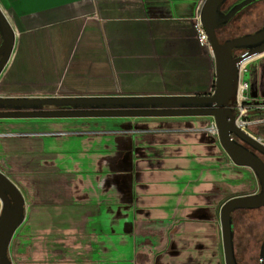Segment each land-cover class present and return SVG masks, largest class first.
I'll use <instances>...</instances> for the list:
<instances>
[{
  "label": "crops",
  "instance_id": "crops-1",
  "mask_svg": "<svg viewBox=\"0 0 264 264\" xmlns=\"http://www.w3.org/2000/svg\"><path fill=\"white\" fill-rule=\"evenodd\" d=\"M202 2L0 0L14 31L0 95L209 94L215 61L193 27ZM253 58L248 116L261 121L250 134L264 142V53ZM209 122L0 118V170L27 189L18 264H225L221 206L260 185ZM237 211L234 232L254 210Z\"/></svg>",
  "mask_w": 264,
  "mask_h": 264
},
{
  "label": "water",
  "instance_id": "water-1",
  "mask_svg": "<svg viewBox=\"0 0 264 264\" xmlns=\"http://www.w3.org/2000/svg\"><path fill=\"white\" fill-rule=\"evenodd\" d=\"M227 0H203L199 15L205 27L215 61L214 88L209 94L191 95H0V118H104L209 116L217 138L234 164L247 166L256 175L260 190L227 199L220 209V224L225 264H239L234 248L232 212L264 206V142L240 128L235 122L240 63L264 53V26L220 41L217 30L226 26L240 10L256 0H239L229 9ZM0 72L8 62L14 31L0 9ZM235 50H246L237 55ZM25 219V201L18 186L0 170V264H13L9 244ZM264 264V239L259 262Z\"/></svg>",
  "mask_w": 264,
  "mask_h": 264
},
{
  "label": "rangeland",
  "instance_id": "rangeland-1",
  "mask_svg": "<svg viewBox=\"0 0 264 264\" xmlns=\"http://www.w3.org/2000/svg\"><path fill=\"white\" fill-rule=\"evenodd\" d=\"M229 0L227 3L232 2ZM239 1V0H238ZM226 7V6H225ZM238 15V16H237ZM235 16V19L231 20L229 26L226 25L225 33L222 34L223 39L229 38V35L236 33H248L252 30L258 28L264 24V0H256L240 10ZM222 39V40H223ZM239 52H235L238 54ZM256 58V57H255ZM209 126L213 123L212 117H209ZM252 126L245 128L246 131L250 133ZM24 195H27V189L21 187ZM20 190V191H21ZM27 207V205H26ZM28 210H31L28 206ZM251 213L246 216L238 218L236 221V230L233 234L235 247L237 249V258L239 260L240 256L243 258L244 264H257L259 262V251L262 239L264 237V206L259 209H253ZM245 211L234 212L233 220L235 221V216L243 215ZM30 216V213H29ZM39 221L42 222V216H39ZM234 223L232 224V228ZM29 234V229L27 225V218L24 220L22 225L16 231L15 237H12V244L9 246V256L13 264H18L14 257V239L16 237H25ZM241 254V255H240ZM25 258V257H24ZM19 264H27L25 260H20ZM49 264V263H48Z\"/></svg>",
  "mask_w": 264,
  "mask_h": 264
},
{
  "label": "built area",
  "instance_id": "built-area-1",
  "mask_svg": "<svg viewBox=\"0 0 264 264\" xmlns=\"http://www.w3.org/2000/svg\"><path fill=\"white\" fill-rule=\"evenodd\" d=\"M199 11L196 12L194 19H193V27L195 30L196 38L198 40V43L201 46L210 47L209 39H208L206 30H205V27L200 20ZM245 51L246 50H242L237 55H243ZM257 56L258 55H253V57H257ZM253 59L254 58H251L243 67L241 66L239 67L238 91H237L236 102H235V112H236L235 122L240 128L244 130L246 127L251 126L252 124H256L257 122L261 121L260 119H251L248 116V111H249V108L252 106V104L247 102V98H248L247 90L249 87V80L247 78V68H248L250 61ZM209 129L212 133L217 134L216 128L213 123L211 124Z\"/></svg>",
  "mask_w": 264,
  "mask_h": 264
},
{
  "label": "trees",
  "instance_id": "trees-1",
  "mask_svg": "<svg viewBox=\"0 0 264 264\" xmlns=\"http://www.w3.org/2000/svg\"><path fill=\"white\" fill-rule=\"evenodd\" d=\"M229 0H227L226 1V3L223 5V7H222V9L226 6V5H228V2ZM238 0H233L232 2H229V4L231 3V5L233 4V3H235V2H237ZM238 16V15H237ZM235 19V17L233 18V20ZM229 25L231 24L230 22L228 23ZM227 24V26H229ZM228 28H226V26L225 27H222L221 29H218L216 32H217V36H218V38H219V40L220 41H222V39H223V37H222V34L223 33H225L226 32V30H227ZM241 33H236V34H233V35H229L230 37H234V36H237V35H240ZM242 50H240V51H238V52H241ZM213 88H214V84H213ZM234 223V220H233V213H232V224ZM235 228L233 227V230H234ZM233 242H234V248H235V254H236V257H237V249H236V247H235V241H234V237H233ZM238 260V259H237ZM238 263L239 264H241V262L238 260Z\"/></svg>",
  "mask_w": 264,
  "mask_h": 264
},
{
  "label": "flooded vegetation",
  "instance_id": "flooded-vegetation-1",
  "mask_svg": "<svg viewBox=\"0 0 264 264\" xmlns=\"http://www.w3.org/2000/svg\"><path fill=\"white\" fill-rule=\"evenodd\" d=\"M230 6H231V3H230V4L228 3V5H226V7L223 8V10H227V9H229ZM230 22H231V21H230ZM262 26H264V24L261 25V26H259L258 28H260V27H262ZM224 27H225V26H224ZM258 28H256V29H258ZM256 29H254V30H252V31H255ZM252 31H251V32H252ZM242 34H243V33H242ZM224 39H225V38H224ZM224 39H223V40H224ZM238 51H239V50H235L234 53H235V52H238ZM0 109H3V108H0ZM261 156H262V158L264 159V156H263V155H261ZM263 239H264V237H263ZM263 239H262V241H263ZM261 243H262V242H261ZM260 246H261V245H260ZM243 264H244V263H243ZM257 264H258V263H257Z\"/></svg>",
  "mask_w": 264,
  "mask_h": 264
},
{
  "label": "bare ground",
  "instance_id": "bare-ground-1",
  "mask_svg": "<svg viewBox=\"0 0 264 264\" xmlns=\"http://www.w3.org/2000/svg\"><path fill=\"white\" fill-rule=\"evenodd\" d=\"M251 58H253V56L251 57ZM250 57L249 58H246V59H244L242 62H241V67H243L250 59H251Z\"/></svg>",
  "mask_w": 264,
  "mask_h": 264
}]
</instances>
